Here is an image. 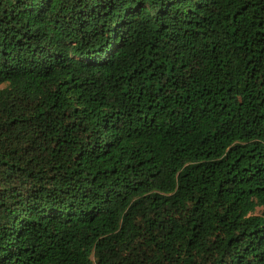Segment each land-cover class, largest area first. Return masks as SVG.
Wrapping results in <instances>:
<instances>
[{
  "label": "trees",
  "instance_id": "trees-1",
  "mask_svg": "<svg viewBox=\"0 0 264 264\" xmlns=\"http://www.w3.org/2000/svg\"><path fill=\"white\" fill-rule=\"evenodd\" d=\"M0 264H264V0H0Z\"/></svg>",
  "mask_w": 264,
  "mask_h": 264
}]
</instances>
